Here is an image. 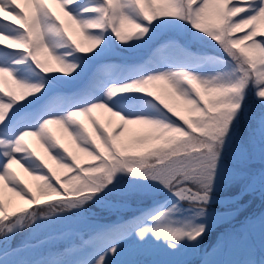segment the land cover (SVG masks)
Instances as JSON below:
<instances>
[{"label":"snow or ice","instance_id":"1","mask_svg":"<svg viewBox=\"0 0 264 264\" xmlns=\"http://www.w3.org/2000/svg\"><path fill=\"white\" fill-rule=\"evenodd\" d=\"M256 194L264 0H0V264H192L141 257L199 252Z\"/></svg>","mask_w":264,"mask_h":264},{"label":"trees","instance_id":"2","mask_svg":"<svg viewBox=\"0 0 264 264\" xmlns=\"http://www.w3.org/2000/svg\"><path fill=\"white\" fill-rule=\"evenodd\" d=\"M124 55L129 57V59L134 58V54L132 53H125ZM113 59L119 60L120 57H113ZM250 104L251 115H253V117H258L260 111L259 107L251 100ZM253 166L259 168V160H257ZM133 203H135V201H133ZM240 205L241 207H239L237 214L218 220L215 223L212 231L209 232L201 242L199 252H194L189 248L184 255L174 258L154 253L149 256L141 257V259L159 260L161 262L168 261L169 259H188L192 261V264H197L200 262L202 247L205 244V248L208 252L213 249L222 248L223 256H221V259H223V264H230L231 262L239 264L240 261L249 258L260 259L262 246H264V235H262L260 227L261 217L264 216V200H262L258 194L246 196L240 201ZM214 207L220 211L225 210L221 209L220 205H214ZM93 210L98 212L104 218H114L107 213H101L95 206H93ZM69 224L70 221L67 220L54 221L50 225L44 226L43 232L36 233L35 239H45L46 237L54 236L56 238L52 239L47 245H45V250L61 248L68 243V240L60 238L59 234L64 232L66 230L65 227ZM237 233H243L246 239L237 243H229L225 247L223 245L224 237ZM27 235V233L21 232V234L16 237L14 243L24 239ZM199 253L200 255H198Z\"/></svg>","mask_w":264,"mask_h":264},{"label":"rangeland","instance_id":"3","mask_svg":"<svg viewBox=\"0 0 264 264\" xmlns=\"http://www.w3.org/2000/svg\"><path fill=\"white\" fill-rule=\"evenodd\" d=\"M96 114L98 116H100L101 119H104L105 115H106L102 110H97ZM29 140H30V142L33 143V146L37 149V151H39L42 155H44L43 149H41L39 147V145L35 142L34 138H29ZM14 167L16 168V171H17L18 175L21 176V178H23L25 181H27L33 187L35 186V182L32 180V178L30 176H28L27 173H25L24 170L22 168H20L19 165H14ZM5 197H6V199H8L10 201V207L11 208L22 206L24 204V201H21L18 197L12 196V194L7 192V190H5ZM254 206H255V204H254ZM205 247H206V244L202 247L201 252H204V250H206ZM198 255H200V253ZM221 256H223L222 248L210 250L208 252V256L205 258L214 260L216 262V264H223V259H221ZM197 264H199V263H197ZM230 264H235V263L231 262Z\"/></svg>","mask_w":264,"mask_h":264}]
</instances>
